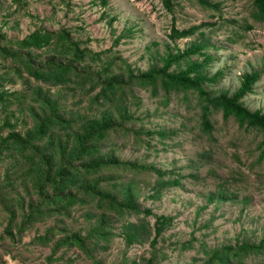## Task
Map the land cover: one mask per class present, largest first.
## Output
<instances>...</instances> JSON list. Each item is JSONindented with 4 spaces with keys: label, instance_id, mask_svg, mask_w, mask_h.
I'll return each mask as SVG.
<instances>
[{
    "label": "rangeland",
    "instance_id": "374dc122",
    "mask_svg": "<svg viewBox=\"0 0 264 264\" xmlns=\"http://www.w3.org/2000/svg\"><path fill=\"white\" fill-rule=\"evenodd\" d=\"M203 2L0 0V47L22 51L37 63L47 56L46 46L19 48L16 40L35 29L64 28L88 49L90 59L74 61L77 69L94 74L92 80L40 82L27 74L21 60L0 49V138L8 132L5 119L20 133L30 129L48 98L55 99L58 112L69 120L96 115L104 107L116 113L121 101L130 114L126 127L107 132L98 143L100 150L145 167H114L101 181L118 195L130 187L137 210L98 202L83 191L47 201L49 185L41 189L35 185L37 156L23 169L10 167L13 189L0 191V198H11L7 205L0 200V264H147L150 257L155 264H202L210 249L241 241H262L263 247L210 264H264V157L258 158L259 130L237 125L231 115L223 118L218 108L211 107L206 128L196 90L163 87L159 80L127 81L128 73L159 65L166 50L181 51L190 42H200L205 45L203 53L188 58L203 60L205 72L214 77L203 81L202 87L210 94L231 93L243 74L257 72L251 89L239 100L249 110L264 111V18L251 0ZM183 29L188 31L180 35ZM186 60L183 57L179 64ZM104 76L124 78L122 88L98 95ZM65 130L58 129L62 138ZM9 152L0 150V183L6 181ZM36 199L45 205H40L41 214L34 212L36 217L21 221L22 210L29 211L27 203ZM7 210L13 213L11 221ZM158 214L169 219L155 234ZM127 221L141 223L128 240ZM6 225L11 234L4 231ZM73 232L85 237V248L73 244Z\"/></svg>",
    "mask_w": 264,
    "mask_h": 264
},
{
    "label": "trees",
    "instance_id": "16d2710c",
    "mask_svg": "<svg viewBox=\"0 0 264 264\" xmlns=\"http://www.w3.org/2000/svg\"><path fill=\"white\" fill-rule=\"evenodd\" d=\"M199 1L204 3L203 0ZM251 2L256 13L264 18V0H251ZM186 31L188 30H179V34L182 35ZM16 45L19 48L46 46L47 56L37 63H34L32 58L22 53V51L14 50L10 47L8 49L5 46L0 47L13 60H21L27 74L32 75L37 81L64 83L75 78L83 77L91 80L94 78V74L91 72L77 69L78 67L74 61L90 59L88 49L80 47L78 42L72 39L64 28H59L58 30L35 29L21 39L16 40ZM204 46L200 42H190L181 51L166 50L160 56L161 63L159 65L153 63L144 70L128 73L127 81L131 78L140 83H154L159 80L163 87L196 90L202 100L200 115L202 116L204 127L208 128L210 126L207 118L208 108H218L223 118L231 115L236 120L237 125L255 127L259 130L258 158L264 157V111L259 109L249 110L239 100L241 95L251 89V83L257 77V72L243 74L239 85L231 93L220 90L215 94H210L208 90L202 87V82L213 79V75H207L203 68V60L188 58L190 54L203 53L200 49H203ZM56 55L64 58V61L56 59ZM183 57H186L187 60L182 66L179 61ZM171 64H175V67L170 68ZM100 83L97 94L104 97L121 89L124 78L104 76ZM2 95L0 92V98H2ZM48 99L50 102L43 103L38 115L39 118L33 120L30 129L26 128L23 133L13 129L14 124L8 123V119L4 120V123L8 124V132L0 138V150L10 151V158L7 159L8 165L4 171L6 181L3 180L0 183V191L5 194L13 189L12 178H10L9 174L10 167L23 169V166L33 164L34 157L37 156L35 168L38 171L34 177L35 185L38 189H41L44 184L49 185L50 192L45 193L44 196L47 201L53 200L52 196L56 197L64 193L74 197L76 193L83 191L86 194L97 197L98 202L106 201L117 208L137 210L138 205L132 198L130 187L126 186L124 190L122 188L121 194L118 195L101 184L102 180L109 178L108 173L110 172L106 171H111L114 167L145 169L143 164L129 159H119L101 151L98 144L107 132H114L126 127L124 123L128 122L130 117L126 106H122V102L118 101L117 105L119 106H115L117 109L116 113L111 107H104L96 115L73 116L69 120L58 112L55 99ZM4 104L5 106L2 105V107L7 109V104L5 102ZM107 104L113 107L112 103ZM58 129H66L64 131L65 137L62 138L60 136ZM147 167L154 169L157 174L161 173L160 168H155L153 165ZM29 168L34 169L33 167ZM6 183L9 185L8 189L3 190ZM70 187L75 190L70 192L68 190ZM66 188L68 191H66ZM157 190L158 188L155 191ZM10 199L5 196L0 198L4 205H7ZM34 203L31 201L27 203L29 211L25 213L22 210L21 221L31 220V218L36 217L33 216L34 212L41 214L42 209L40 208L42 207L40 205H45L38 199ZM7 211L11 215V221L13 213L10 210ZM168 219L169 216L165 214L155 215L153 225L155 234L160 232ZM137 225L141 226V223L137 224L133 221L124 223V237L127 240L133 234L132 230ZM4 231L11 234L12 230L9 225H6ZM70 236H72L73 244L80 248L86 247L85 237L78 232H73ZM262 245V241L258 243L241 241L233 245H222L219 248L210 249L202 264H210L216 261L223 263L225 260L229 261L231 256L239 258L248 251H258ZM146 261L147 264H155L151 257L146 258ZM95 264H100V262L96 261Z\"/></svg>",
    "mask_w": 264,
    "mask_h": 264
}]
</instances>
